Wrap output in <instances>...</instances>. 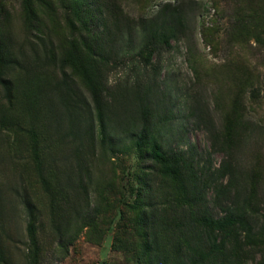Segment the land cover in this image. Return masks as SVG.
I'll return each mask as SVG.
<instances>
[{
    "label": "rangeland",
    "instance_id": "374dc122",
    "mask_svg": "<svg viewBox=\"0 0 264 264\" xmlns=\"http://www.w3.org/2000/svg\"><path fill=\"white\" fill-rule=\"evenodd\" d=\"M66 2L0 0V264H264L257 23L238 0H86L82 26ZM228 212L249 239L199 223Z\"/></svg>",
    "mask_w": 264,
    "mask_h": 264
},
{
    "label": "trees",
    "instance_id": "16d2710c",
    "mask_svg": "<svg viewBox=\"0 0 264 264\" xmlns=\"http://www.w3.org/2000/svg\"><path fill=\"white\" fill-rule=\"evenodd\" d=\"M68 3V4H67ZM238 3L240 5V9L238 10V14L242 18H237L239 21H243V19H250L254 20L257 23V26L255 27H249V32L253 35L256 42L263 47L264 49V0H238ZM87 5L86 0H67L66 2V12L68 17H72L76 19V22H79L80 25L83 26L84 21L86 19V14H92L91 10H85L80 7ZM26 11L29 14L33 13V8L31 7L29 2H25L24 4ZM245 23V22H244ZM211 28L208 26H205V24L202 23L201 26V35L203 37V40L205 43H208V45L211 46V42L209 39V30ZM208 37V38H207ZM2 57L0 56V63H1ZM254 93H252L253 95ZM143 134L139 137V142H143ZM32 140H35V135L31 134ZM138 142V144H139ZM32 145L35 147V142L32 143ZM140 145V144H139ZM35 151V148L33 149ZM148 157L159 166L160 172L169 178L172 179V181L178 186L179 190L183 192V183L181 181V175L180 170L178 167V164L183 161V153L179 152H164L162 151L161 147L159 146L158 142L155 138H149L148 139ZM184 193V192H183ZM28 224H27V233L31 237V242L34 247H36L35 244V231H36V217L33 215L31 210L28 211ZM253 219L251 216H247L245 213H237V212H228L226 215L219 217V218H212V217H205L204 219H201L199 223L203 224L205 228H207L210 232H225L228 229H231L233 227H239L243 231H246V238H250L249 233L251 230V222ZM198 223V222H197ZM253 240V239H252ZM213 248L214 250L217 248V245L215 243V240L213 239ZM215 244V245H214ZM216 246V247H215ZM213 253V249L206 251L202 255H200L199 263H203L205 260H207ZM145 258L148 263L151 262L152 256H151V249L150 247H146L145 250Z\"/></svg>",
    "mask_w": 264,
    "mask_h": 264
}]
</instances>
